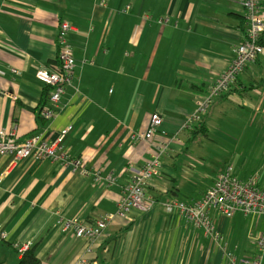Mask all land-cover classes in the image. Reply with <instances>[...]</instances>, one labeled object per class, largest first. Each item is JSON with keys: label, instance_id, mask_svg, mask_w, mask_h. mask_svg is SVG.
Wrapping results in <instances>:
<instances>
[{"label": "crops", "instance_id": "1", "mask_svg": "<svg viewBox=\"0 0 264 264\" xmlns=\"http://www.w3.org/2000/svg\"><path fill=\"white\" fill-rule=\"evenodd\" d=\"M62 20L75 27L67 37L76 66L55 115L44 118L49 85L36 72L56 64ZM246 26L239 0H0V130L51 143L71 127L61 144L89 170L83 176L51 159L10 166L0 156V262L17 264L15 246L31 243L41 264H77L88 241L61 231L58 220L114 214L156 156L162 170L147 187L155 209L115 219L91 264H228L226 243L239 258L255 255L262 216L213 213L216 239L165 208L199 199L230 163L240 178L258 173L264 187V53L232 91L197 111ZM154 113L162 117L155 134L135 138Z\"/></svg>", "mask_w": 264, "mask_h": 264}, {"label": "built area", "instance_id": "2", "mask_svg": "<svg viewBox=\"0 0 264 264\" xmlns=\"http://www.w3.org/2000/svg\"><path fill=\"white\" fill-rule=\"evenodd\" d=\"M246 19L244 39L235 47V56L227 68L220 73L211 85L207 95L197 104V111L204 112L214 102L216 97L229 92L236 84L239 75L248 64L256 61L264 53V17L260 0H239ZM75 27L68 20L59 24L56 37V64L52 67L41 68L36 72L37 78L52 87L49 101L51 105L44 106L41 114L44 118L55 115L66 87L72 82L75 70V57L68 34ZM12 72L17 73L16 70ZM162 124V117L158 113L151 116L150 125L145 133L135 134V138H150ZM188 127V126H187ZM66 128L54 142H47L39 135L33 134L24 141H19L13 133L0 130V156L10 157V166L25 159H51L80 175L86 176L89 170L81 159L73 158L61 144L64 135L70 132ZM160 157L149 159L145 165L133 176L125 187L124 194L118 202L114 214L102 216L93 222L81 220L78 217L60 218L58 225L63 232H73L77 238L88 241L85 253L78 259L77 264H91L90 254L104 235L109 225L117 218L127 219L133 209L152 212L156 201L148 195L149 181L161 173ZM2 178L0 179V181ZM165 208L170 211H180L191 223L204 228L207 235L216 239L222 237L216 231L213 213L222 214L228 218L241 212L246 216H262L264 218V187L261 186L259 174L254 173L248 178H240L235 173L232 163L228 164L216 177L213 185L197 200L191 203L181 201H167ZM5 238V233L2 232ZM257 252L250 257L239 258L235 250L224 246V255L228 264H264V232L257 235ZM31 243L16 245L18 254L22 256L30 248Z\"/></svg>", "mask_w": 264, "mask_h": 264}, {"label": "trees", "instance_id": "3", "mask_svg": "<svg viewBox=\"0 0 264 264\" xmlns=\"http://www.w3.org/2000/svg\"><path fill=\"white\" fill-rule=\"evenodd\" d=\"M52 90L51 86H48L45 90V95L43 97L42 103L40 107H44L45 105V101L47 100V96H49L50 92ZM232 91V89L230 90ZM229 91V92H230ZM227 92V93H229ZM225 93V94H227ZM204 122H200L199 124V130L197 131L205 133V128H204ZM0 264H3L2 262H0ZM17 264H41V260L36 256L35 254V249L34 248H29L27 251L24 252V254L21 256V259L17 262Z\"/></svg>", "mask_w": 264, "mask_h": 264}, {"label": "rangeland", "instance_id": "4", "mask_svg": "<svg viewBox=\"0 0 264 264\" xmlns=\"http://www.w3.org/2000/svg\"><path fill=\"white\" fill-rule=\"evenodd\" d=\"M263 44H264V42H263ZM10 257H8V261H10V259H9ZM7 264H10L9 262H7Z\"/></svg>", "mask_w": 264, "mask_h": 264}]
</instances>
